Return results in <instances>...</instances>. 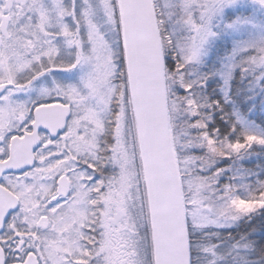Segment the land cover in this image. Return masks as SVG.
<instances>
[{
    "label": "snow or ice",
    "instance_id": "1",
    "mask_svg": "<svg viewBox=\"0 0 264 264\" xmlns=\"http://www.w3.org/2000/svg\"><path fill=\"white\" fill-rule=\"evenodd\" d=\"M0 264H264V0H0Z\"/></svg>",
    "mask_w": 264,
    "mask_h": 264
}]
</instances>
